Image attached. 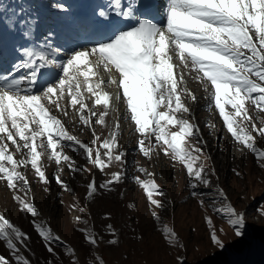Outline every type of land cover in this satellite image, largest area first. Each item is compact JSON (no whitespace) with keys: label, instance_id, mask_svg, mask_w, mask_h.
Returning <instances> with one entry per match:
<instances>
[{"label":"snow or ice","instance_id":"1","mask_svg":"<svg viewBox=\"0 0 264 264\" xmlns=\"http://www.w3.org/2000/svg\"><path fill=\"white\" fill-rule=\"evenodd\" d=\"M52 7L63 10L64 6L54 3ZM108 8L117 19L114 21L109 11L100 10L96 13L98 21L109 25L124 24L125 27H116L106 40L96 41L82 49L63 50L51 46L52 53L58 55L65 51L67 56L56 65L62 70V75L56 73L59 79L56 80L53 76L54 83H41L45 74L51 72L49 66L53 65V60L48 51L28 46V32L21 34L25 43L14 49L15 58L11 62V70L0 71V133L6 134V140L15 145L17 151L27 150L26 158L16 160L8 152L4 137H0V179L7 182V188H29L28 180L17 170L29 162L39 180L48 183L44 171L38 166V158L41 155L38 148L55 150L58 145L63 148V141L69 142V147L78 146L93 165L103 170L105 165L101 153L96 151L93 157L89 144L68 134L61 121L50 115L44 103L47 101L58 111H64L61 101L65 98L67 90L69 103L73 107L78 104V111L84 110L87 105L84 103L85 97L79 80L83 77L84 84L87 85L86 91L96 98L94 103H102L107 107L110 94L101 90L104 79L99 78L94 87L89 82V75L98 76V70L101 68L107 75V84L114 85L118 90L115 99L126 104L131 120L135 121L137 126L136 131L144 133L150 124H154L151 134L156 136L157 142L163 141L179 160L188 161L185 165L187 172L195 181L191 183L193 197L203 195L195 191L198 185L211 188L212 182L203 165L194 170L193 162L198 156L181 149V138L185 136L196 137V143L199 145L206 143L194 121L190 124L174 115L181 110L184 113L189 112L181 102L183 90L179 85L184 80V74L179 71L181 65L184 69L190 68L202 73L203 75H198L197 78L210 82L211 100L223 119L224 127L237 142L251 149L260 167L264 168V151L257 149L251 142L252 135L246 131L248 125H251L252 131L264 136V126H257L245 106L248 101L264 112V0H164L157 9L159 20L153 19L142 0H109ZM20 23L23 24L24 21ZM53 35L52 32L47 34L46 49L50 47L48 41ZM176 61H179V64ZM174 69L177 70L175 76ZM119 90H122V97ZM196 99L192 96L193 101ZM161 106L166 110L157 111ZM226 106H230L229 111H226ZM64 114L67 115V112ZM81 120L88 123V119L83 115ZM162 121L166 125L177 126L179 131L166 133ZM102 122L103 114L96 123ZM32 125L35 127H31ZM45 136L46 144L43 140ZM95 143L96 141H93V144ZM101 147L108 149L104 155L111 158L115 140L106 139ZM191 149L195 153L202 152V148L195 145H192ZM140 150L145 156L149 154L143 148ZM53 156L57 165L61 163L62 158L72 167L69 157L62 151H55ZM124 156L125 153L120 152L114 159L123 162ZM5 161L11 167H6ZM74 170L80 171L78 168ZM233 171L238 177L241 175L239 171ZM211 175H216L214 169ZM122 179L123 172L113 173V179L102 184L89 183L88 197H93L98 189L108 188L113 181ZM21 181L22 185L19 183ZM57 183L63 184L59 178ZM145 192L152 205L163 207L158 200L152 198L153 192L163 195L159 188L155 185H145ZM215 192L219 198L227 201L226 193L219 185L216 186ZM14 199L20 201L22 210H26L33 217L36 216V209L31 203L21 200L19 196ZM200 204L204 205L203 199ZM214 211L222 214V218L224 214L227 215V223L234 230L236 242L242 243L245 237V213L237 212L235 207L228 203H225L224 208H214ZM152 215L154 219L159 220L155 212ZM107 218L105 216V219ZM205 220L212 229V245L224 249L225 242L218 238L212 219L206 216ZM107 228L109 233L114 234L112 225H107ZM36 230L43 241L48 242L47 251L56 255L55 242L59 241L62 245L61 238L53 236L50 230L39 225H36ZM28 239L25 232L0 215V240L6 242V248L15 257L16 264H29L24 256L17 254V242L26 246ZM164 239L171 246L178 243L177 233L168 227L164 228ZM84 240L89 246L98 243L97 237L87 233ZM108 243L116 244L117 240L111 239ZM68 251L72 253L71 249ZM88 254L86 249L83 255L87 257ZM0 264H10L3 254H0ZM180 264H183L182 260Z\"/></svg>","mask_w":264,"mask_h":264},{"label":"rangeland","instance_id":"2","mask_svg":"<svg viewBox=\"0 0 264 264\" xmlns=\"http://www.w3.org/2000/svg\"><path fill=\"white\" fill-rule=\"evenodd\" d=\"M30 4H39V1L32 0ZM41 7V13L51 15L47 20L48 26L52 24V20L58 21L57 14L53 16L50 10L43 9L47 7L45 3ZM176 62L179 64V61ZM58 63L59 61H55L54 67L56 73L62 75V70L56 67ZM176 71L174 69V74ZM179 71L184 74V80L179 85L183 90L181 102L189 112L181 110L174 115L190 124L194 121L200 136L206 142L199 145L196 137L185 136L181 138V149L198 156L193 162V168L195 170L203 165L212 187L198 185L195 191L203 195L193 197L191 183L195 181L187 172L185 165L188 161L179 160L163 141L157 142L156 136L151 134L155 125L150 124L144 133L137 132V126L131 120L126 104L115 99L118 90L112 104L109 103L107 107L102 103L95 104L96 98L86 91L87 85L84 84V78L80 77L87 108L78 111V104L73 107L69 103L67 90L61 101L64 111H58L47 101L44 103L50 115L61 121L68 134L89 144L93 157L96 151L101 153L105 165L103 170L93 165L78 146L69 147V142L63 141V148L59 145L55 150L38 148L41 152L38 166L44 171L48 183L39 180L30 162L17 169L28 180V189L10 190L7 182L0 179V215L29 237L26 246L17 242V254L24 256L29 264H73V261L75 264H180L181 260L183 264H264V168L260 167L251 149L237 142L224 127L223 119L211 100L210 82L197 78L203 74L190 68L184 69L182 65ZM98 73H101L99 78L106 74L102 68ZM55 79H59L56 74ZM103 79L105 83L102 89L107 92L111 89L107 80ZM50 82L54 83L55 80ZM89 82L95 86L90 78ZM119 95L122 97V90H119ZM192 96L197 99L193 101ZM245 106L257 126H264V112L248 101ZM165 110L163 106L157 108V111ZM229 110L230 106H226V111ZM93 112L95 115H92ZM101 114L103 122L98 124L96 121ZM81 115L88 119L87 124L81 120ZM161 123L168 134L179 131L175 125H166L163 121ZM244 123L247 124V121ZM8 126L10 127V122ZM246 131L252 135L251 142L257 149L264 151V136L252 131L251 125H248ZM0 137H4L7 150L14 159L26 158V149L17 151L15 145L6 140V134L0 133ZM106 139L115 140L111 158L104 155L108 149L101 147ZM43 140L46 144L47 137H43ZM93 141L96 143L93 144ZM192 145L201 147L202 152H193ZM141 148L149 154L145 156ZM55 151H62L67 155L72 167L62 158L57 165L53 156ZM120 152L125 153L123 162L114 159ZM4 163L6 167H11L6 161ZM75 168L80 171H75ZM213 169L215 176L211 175ZM234 169L241 173L239 177ZM121 172L122 180L113 181L108 188L98 189L93 197H88L89 183H105L113 179V173ZM57 178L63 184L57 183ZM19 183L22 185L23 182ZM145 185H155L163 192V195L153 192L152 197L163 207H156L149 202ZM217 185L225 191L227 201L218 197L215 192ZM15 196L31 203L36 209V216L22 210L20 201L14 199ZM201 199L204 200L203 206L200 204ZM225 203L234 206L237 212L245 213V237L242 243L236 242L234 230L227 223V215L224 214L222 218V214L214 211L217 207L224 208ZM153 212L159 220L154 219ZM206 216L212 219L218 238L225 242L224 249L212 245V229L206 223ZM109 224L112 225L114 234L109 233ZM36 225L61 238L62 245L59 241L55 242L56 255L47 251L48 242L39 236ZM165 227L177 233L178 243L175 246L166 243ZM85 233L97 237V245L89 246L84 240ZM111 239H116L117 243L109 244ZM68 249L72 250L71 254ZM86 249L89 252L87 257L83 255ZM0 254L8 258L10 264H16L15 257L3 240H0Z\"/></svg>","mask_w":264,"mask_h":264},{"label":"bare ground","instance_id":"3","mask_svg":"<svg viewBox=\"0 0 264 264\" xmlns=\"http://www.w3.org/2000/svg\"><path fill=\"white\" fill-rule=\"evenodd\" d=\"M177 63V62H176ZM178 64V63H177ZM94 71H97V70H94ZM52 71H51V73H46L45 74V78H48V77H50V76H52ZM175 75V74H174ZM101 76V73L98 75V76H94V75H92V74H90L89 75V78H90V80H91V82H93V85H95V83L97 82V80H95V79H97V78H99ZM102 78H105L106 80L108 79L107 78V75L105 74V75H103L102 76ZM109 88L111 89V90H109V91H107L109 94H110V96H109V103L110 104H112L113 102H114V97H115V92H116V87L114 86V85H109ZM101 90H103L102 89V86H101ZM104 91V90H103ZM121 214V213H120ZM106 216H108V215H106ZM111 218V217H110ZM98 226V225H97ZM100 234V233H99ZM103 235V234H102ZM101 239V238H100Z\"/></svg>","mask_w":264,"mask_h":264}]
</instances>
